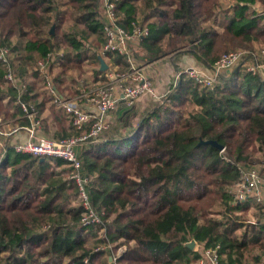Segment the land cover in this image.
<instances>
[{"label": "trees", "instance_id": "obj_1", "mask_svg": "<svg viewBox=\"0 0 264 264\" xmlns=\"http://www.w3.org/2000/svg\"><path fill=\"white\" fill-rule=\"evenodd\" d=\"M100 1L0 0V48L10 49L14 72L27 83L24 100L40 114L48 111L44 127L51 138L81 131L49 104L48 78L59 97L80 96V103L82 84H92L68 71L92 62L106 82L115 66L131 70L129 57L102 50ZM115 2L119 24L149 30L137 53L131 47L140 66L189 53L210 68L223 53L264 44V0ZM100 55L112 61L109 70L101 71ZM39 59L47 62L44 75ZM5 72L0 60V117L8 118L22 112L4 104L7 95L17 96ZM170 89L133 128L111 125L100 142L77 148L101 225L82 223L66 161L8 152L0 165V264H109L110 254L96 249L107 240L127 245L118 264H199L207 249L217 250L218 264H264V203L255 206L257 222H246L239 213L248 203L234 200L240 169L264 170L263 73L238 67L212 89L183 74ZM207 140L223 148L201 143ZM193 239L195 249L186 246Z\"/></svg>", "mask_w": 264, "mask_h": 264}, {"label": "built area", "instance_id": "obj_2", "mask_svg": "<svg viewBox=\"0 0 264 264\" xmlns=\"http://www.w3.org/2000/svg\"><path fill=\"white\" fill-rule=\"evenodd\" d=\"M100 3L102 14L104 15L103 32L105 38L102 50L103 52L118 53L129 57L131 70L129 72L116 71L108 73V80L105 84L83 93V97L95 108V113L83 108L76 99L59 97L54 91L51 78L46 80L47 89L54 95V104L71 116L73 126L81 131L78 135L56 139L40 133L42 127L40 111L35 105L27 103L23 98L27 83L16 76L11 63L10 49L8 47L0 48V60L6 66L4 81L7 85H11L17 90V96L14 101L11 94L7 98L11 99L20 108L22 116L28 121V125H23L27 134L24 139L9 140V142L3 143L1 142L2 138H0V165L4 162L10 150L17 154H27L42 158H58L66 161L71 170L70 177L78 186L79 200L84 209L82 223L85 225H101L103 220L90 200L87 188L89 178L82 173V164L78 157L77 148L90 142L101 141V133L111 126L109 115L117 109L122 100L130 105L143 93L151 96L155 95L152 80L135 65L131 58L132 42L139 37L147 36L149 33L148 28L133 23L132 30L127 29L118 22L120 17L115 0H101ZM37 63L40 73L46 74L48 71L47 62L39 59ZM238 67L254 73H262L264 71V47L251 52L236 50L224 53L216 61L211 68L212 73L209 74L195 68L186 69L185 73L202 87L212 89L215 85L216 76L233 71ZM180 79L181 73L176 76L173 86H176ZM164 101L163 97L160 103ZM18 129H14L13 132L17 133ZM4 136L6 138L8 134H4ZM263 198L264 171L256 168H241L239 177L235 182L234 200L237 202L253 200L254 202L262 203ZM100 232H105V230L102 229ZM96 249L109 250V257L111 258L109 259V264H118V259L122 256V252H114V246L109 240H107L106 244L99 245ZM217 257L216 249H207L204 257L199 260V264H206L207 260L211 264H218Z\"/></svg>", "mask_w": 264, "mask_h": 264}, {"label": "crops", "instance_id": "obj_3", "mask_svg": "<svg viewBox=\"0 0 264 264\" xmlns=\"http://www.w3.org/2000/svg\"><path fill=\"white\" fill-rule=\"evenodd\" d=\"M136 43L139 44V38L135 39L132 42L131 47L134 46V44ZM104 61L108 65L107 70H109L112 61L110 62L109 59L108 60L104 59ZM135 65L140 70H142V72L145 75H148L150 77L155 90V95L151 96L150 94L143 93L130 105H128L124 100H122L119 103L117 109L109 115V119L114 125H120L121 127H123L125 131L128 130L129 128H133V126H135L137 122L140 120L142 115L146 114L149 108H152L156 102H160L162 98L168 94L171 86L175 82L176 76L179 73H181V78H182L183 74H186L185 73L186 69L195 68L209 74L211 73V68H212L205 66L202 62L197 60L193 55L189 53H179L176 56H165L143 66H140L136 63ZM180 81L181 79L179 80V82ZM94 87H95L94 84L92 85L82 84L81 89H83V92L85 93ZM7 96L5 97L4 100L5 106L7 108L13 107L14 111H16L15 104L12 102L11 99L7 98ZM77 98L75 97L68 99H72V100L76 99L78 104H80L83 108H85L89 112L91 113L96 112L95 108L91 104H89L87 100H84L82 98L81 102L79 103L81 97L78 96ZM49 104L51 106H55L57 109H60V111L64 112L61 108H58L53 101L52 103ZM40 115L42 120V127L40 133L44 136L50 137L46 135L45 127H44V122H45V118L48 115V111L46 110L43 114ZM27 123L28 121L22 116V113L17 116H12L8 118H4V116H1L0 117V138H2L1 142L7 143L9 142V140L24 139L27 134H26V130L23 128V125L24 124L28 125ZM16 128H19L18 129L19 131L17 133L13 132V130ZM4 134H8V136L5 138Z\"/></svg>", "mask_w": 264, "mask_h": 264}, {"label": "rangeland", "instance_id": "obj_4", "mask_svg": "<svg viewBox=\"0 0 264 264\" xmlns=\"http://www.w3.org/2000/svg\"><path fill=\"white\" fill-rule=\"evenodd\" d=\"M99 10L102 12V8H101V3H100V8H99ZM103 13V12H102ZM261 14H264V13H261ZM68 22H66V23H64V25H63V29L64 28H68ZM61 31H62V29H60L59 30V34L61 33ZM93 42V39L92 38H90V40H89V43L91 44ZM137 46H138V44L136 43V44H134V46H133V48H134V50H135V53H137L138 51H139V49L137 48ZM257 46H259V47H264V44H260V45H257ZM256 46V47H257ZM258 49V48H257ZM224 54V53H223ZM141 57V56H140ZM135 59H136V63L137 64H141V63H143V61L142 60H140V59H138L137 57H135ZM91 63V64H90ZM90 63H85V64H83V66H81V67H77V68H74V69H72V70H70V71H68V73H72V74H75L76 73V75H79L80 76V78H81V80H84V82L83 83H91V84H94V86H96V87H98V86H101V85H103V84H105V82L104 81H101L102 79H101V77L100 76H98L97 74H94V72H95V67H93V66H95V64L94 63H92V62H90ZM94 69H93V68ZM89 70V71H88ZM91 70H92V72H91ZM116 70H117V67H115L112 71H110V73L111 72H116ZM107 71V70H106ZM231 72L232 71H228V72H225V73H221L219 76H216V78H215V82L217 81V78L218 77H223V76H225V77H227V76H229L230 74H231ZM264 71H262V73H263ZM211 73H212V71H211ZM264 75V74H263ZM106 79L108 80V76H106ZM96 87H94V88H96ZM111 125L113 126L114 124L111 122ZM52 132H53V130H52ZM47 135V134H46ZM49 135H52V133L51 134H49ZM102 140V139H101ZM67 167V166H66ZM257 169H259V170H261V171H264V170H262V168L259 166V167H256ZM264 202V198H263V201H262V203ZM257 204V202H254L253 200H251V201H249V203L246 205L247 207H248V209H247V211L246 212H242L241 211V213H239L240 215L242 214V217L246 220V222H257L256 221V217H255V215H254V213L256 212V208L257 207H255V206H257L256 205ZM219 210L220 209V206L219 205H217L216 207H215V210ZM245 222V221H244ZM104 230H105V228H103ZM101 234L103 233V232H100ZM104 235V234H103ZM91 238H93V237H91ZM90 241V240H89ZM110 243L112 244V242L110 241ZM112 245H114V244H112ZM124 246H126V247H124ZM127 249V245H122V246H119V247H114V252L115 253H118V252H122V254H123V252H125V250ZM201 250V253H202V249H200ZM106 251V253L107 254H110V252H109V250L107 251V250H105ZM102 259H103V257H102ZM206 264H207V262H206Z\"/></svg>", "mask_w": 264, "mask_h": 264}, {"label": "water", "instance_id": "obj_5", "mask_svg": "<svg viewBox=\"0 0 264 264\" xmlns=\"http://www.w3.org/2000/svg\"><path fill=\"white\" fill-rule=\"evenodd\" d=\"M54 31V27L52 28L51 32ZM100 62H101V71H106L108 69V65L105 63L104 59L99 56ZM201 143H205V144H214L217 147H219L220 149H222L223 147L221 145H218L216 141L213 140H207V141H201ZM44 158H42L41 160H43ZM186 246H188L191 249H195L196 246V241L193 239L190 242L186 243ZM111 259V258H110Z\"/></svg>", "mask_w": 264, "mask_h": 264}]
</instances>
